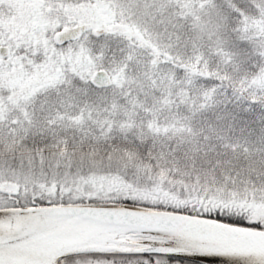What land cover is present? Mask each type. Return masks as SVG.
I'll return each instance as SVG.
<instances>
[{
	"label": "snow or ice",
	"instance_id": "obj_1",
	"mask_svg": "<svg viewBox=\"0 0 264 264\" xmlns=\"http://www.w3.org/2000/svg\"><path fill=\"white\" fill-rule=\"evenodd\" d=\"M0 264H264V0H0Z\"/></svg>",
	"mask_w": 264,
	"mask_h": 264
}]
</instances>
